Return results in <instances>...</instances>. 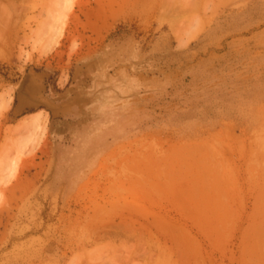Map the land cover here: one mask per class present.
Instances as JSON below:
<instances>
[{
	"label": "rangeland",
	"instance_id": "obj_1",
	"mask_svg": "<svg viewBox=\"0 0 264 264\" xmlns=\"http://www.w3.org/2000/svg\"><path fill=\"white\" fill-rule=\"evenodd\" d=\"M0 264H264V0H0Z\"/></svg>",
	"mask_w": 264,
	"mask_h": 264
},
{
	"label": "bare ground",
	"instance_id": "obj_2",
	"mask_svg": "<svg viewBox=\"0 0 264 264\" xmlns=\"http://www.w3.org/2000/svg\"><path fill=\"white\" fill-rule=\"evenodd\" d=\"M26 83H27V81H26ZM25 83V84H26ZM25 93V92H24ZM31 93V92H30ZM34 121H35V123H37V124H40L41 122L43 123L44 122V120H45V116L43 115V114H41V113H37V114H35L34 115ZM126 244V243H125ZM111 245H112V243H111ZM127 245V244H126ZM109 246V245H108ZM127 252H128V250H127ZM129 253V252H128Z\"/></svg>",
	"mask_w": 264,
	"mask_h": 264
}]
</instances>
